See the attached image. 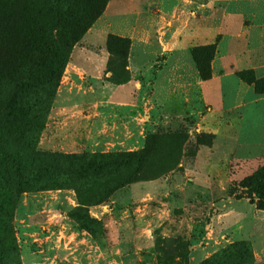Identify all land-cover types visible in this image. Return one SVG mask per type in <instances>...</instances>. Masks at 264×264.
Returning a JSON list of instances; mask_svg holds the SVG:
<instances>
[{
    "label": "rangeland",
    "instance_id": "rangeland-1",
    "mask_svg": "<svg viewBox=\"0 0 264 264\" xmlns=\"http://www.w3.org/2000/svg\"><path fill=\"white\" fill-rule=\"evenodd\" d=\"M26 2L13 5L17 23L41 6ZM110 36L131 43L109 49ZM22 57L10 50L8 75L0 71V264H264V210L246 187L264 166V0H108L56 69L52 98L41 96L52 89L50 66L27 97L16 92ZM87 60L105 73L66 76ZM46 99L34 153L16 139L35 128L20 127L35 114L22 106ZM146 144L141 175H160L80 203L127 176L136 158L81 170L74 153Z\"/></svg>",
    "mask_w": 264,
    "mask_h": 264
},
{
    "label": "trees",
    "instance_id": "trees-1",
    "mask_svg": "<svg viewBox=\"0 0 264 264\" xmlns=\"http://www.w3.org/2000/svg\"><path fill=\"white\" fill-rule=\"evenodd\" d=\"M108 0H27L25 3L28 9L35 6L40 8L36 15L26 12L24 19L17 23V12L14 9L16 0H0V71L2 75H8L5 72L7 54L10 50L20 49L23 51L22 61L27 69L24 71L16 70L14 73L15 90L26 97L39 81L43 80V71L50 66L53 68L49 74V81L52 89L47 96L52 98L55 96V90L60 86L61 74H56V69H60L68 63L70 52L80 43L86 32L93 26L104 10ZM49 16V19L47 18ZM118 40L123 44L129 45V38H120L110 36L107 42L109 49L114 46V41ZM17 44V45H15ZM24 96V95H23ZM45 98V97H44ZM45 104L36 101L31 104L25 102L23 109L34 111L32 119L19 121L20 127L24 125L34 124L32 130H28L33 134L28 136L25 131L20 132L18 141L24 142L27 149L34 153L38 152V146L43 133L44 127L48 123V114L50 113L52 104L46 99ZM12 108L14 104H11ZM35 129V130H34ZM148 144L144 151L136 152H91L82 154H73L72 162L79 166L81 170H89L95 168H116L129 162L132 157L136 158L132 171L124 178H116L110 184L103 185L97 191H92V199L90 201L80 200L84 206L102 203L120 188L134 183L139 180L152 179L160 175L155 172L152 176H142L146 161L145 154ZM59 156L64 153L57 152ZM133 157V158H134ZM67 158V156H66ZM178 159L174 160L166 171H169L178 164ZM246 187L253 189L255 197L252 202L256 204L258 209L264 210V166L255 174L248 176ZM78 191V189H77ZM79 192V191H78Z\"/></svg>",
    "mask_w": 264,
    "mask_h": 264
},
{
    "label": "crops",
    "instance_id": "crops-1",
    "mask_svg": "<svg viewBox=\"0 0 264 264\" xmlns=\"http://www.w3.org/2000/svg\"><path fill=\"white\" fill-rule=\"evenodd\" d=\"M105 73V64L97 61H84L81 63L72 62L66 69V76H69L72 80H76L77 77L84 79L99 78ZM98 107L90 110V114H100ZM74 113H86L84 109H78ZM87 114V113H86Z\"/></svg>",
    "mask_w": 264,
    "mask_h": 264
}]
</instances>
